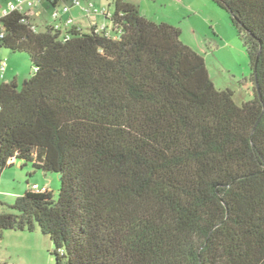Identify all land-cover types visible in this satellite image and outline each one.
I'll return each mask as SVG.
<instances>
[{"label":"trees","instance_id":"trees-1","mask_svg":"<svg viewBox=\"0 0 264 264\" xmlns=\"http://www.w3.org/2000/svg\"><path fill=\"white\" fill-rule=\"evenodd\" d=\"M213 1L249 57L241 103L178 26L130 1L113 0L108 30L65 39L0 20V46L33 68L0 83V173L60 175L56 198L27 183L0 232L37 225L56 264H264V0Z\"/></svg>","mask_w":264,"mask_h":264},{"label":"rangeland","instance_id":"rangeland-1","mask_svg":"<svg viewBox=\"0 0 264 264\" xmlns=\"http://www.w3.org/2000/svg\"><path fill=\"white\" fill-rule=\"evenodd\" d=\"M90 1L99 7L113 10V0ZM186 4L188 10L183 11L184 15L172 19L181 29V40L203 56L216 88L232 89L237 103L249 100L252 97L250 61L243 39L231 23L229 14L213 0H187ZM173 6L177 7L176 4ZM33 11L38 29H43L45 24L54 23L49 2H38ZM159 11L161 15L163 12ZM95 16L100 25L104 21L103 16ZM105 21L109 23L107 19ZM31 171L32 166L24 165L20 160H15L12 166L1 171L0 211L12 212L10 205L28 184H36L38 189L46 187L54 198L57 197L60 186L58 174H30ZM53 248L49 236L43 234L37 225L33 231L8 229L0 232L1 264H56Z\"/></svg>","mask_w":264,"mask_h":264},{"label":"crops","instance_id":"crops-1","mask_svg":"<svg viewBox=\"0 0 264 264\" xmlns=\"http://www.w3.org/2000/svg\"><path fill=\"white\" fill-rule=\"evenodd\" d=\"M10 1L12 0H9V2ZM127 1H130L136 4L139 7L140 12L144 16L154 21H157V22L164 21V22H169L173 25H175V23L173 22L172 19H174L175 16L179 18V16L184 15V12H183L184 10L185 11L188 10L187 4H186L187 0H127ZM9 2L0 0V9L5 7L7 3ZM61 3H62L61 0L57 2V4H61ZM174 4L177 5L176 8H174L173 6ZM159 10L163 12L161 15H159L160 14ZM165 10H167L168 12H165ZM165 14H167L168 16H165ZM66 15L67 14H63L62 16L66 17ZM71 15L74 17L75 22L78 25H80L82 29L87 30L91 26L99 25V22L96 19L95 15L86 17L83 15V13L78 8L72 9ZM32 19L34 20V15L32 16ZM103 19L104 21L100 25H103V24L109 25V23L105 21L104 16H103ZM2 60H5V66H4V69L0 68V83L9 82L14 79L20 85L21 83L25 81V79L29 78L33 73V68H32L30 59L25 53L13 52L7 48L0 46V61ZM32 172L36 173V172H42V171L33 170L30 172V174H32ZM43 174L46 175L48 173H43Z\"/></svg>","mask_w":264,"mask_h":264},{"label":"built area","instance_id":"built-area-1","mask_svg":"<svg viewBox=\"0 0 264 264\" xmlns=\"http://www.w3.org/2000/svg\"><path fill=\"white\" fill-rule=\"evenodd\" d=\"M42 0H12L5 7L0 9V20L9 15L11 12L16 11L21 15L20 22L21 23H29L30 28L33 31H37V24L32 19V16L35 15L33 11V7ZM54 5H51V17L54 20L53 24L47 25L54 31H59L61 36L65 39L69 37V31L75 27L77 30L81 29V26L75 22L74 17L71 15V10L74 8H78L84 16L90 17L96 14L103 15L104 17H109L111 11L107 7H99L95 5L90 0H61V4H57L59 0H51ZM60 6V7H59ZM63 14H67L66 17H63ZM95 27V31H103L108 30L109 25H95L91 26ZM5 35V29L0 21V39ZM5 60L0 61V68L4 69ZM31 188L34 190H39L36 184H32ZM45 188H42L43 190Z\"/></svg>","mask_w":264,"mask_h":264},{"label":"water","instance_id":"water-1","mask_svg":"<svg viewBox=\"0 0 264 264\" xmlns=\"http://www.w3.org/2000/svg\"><path fill=\"white\" fill-rule=\"evenodd\" d=\"M58 177H60V175H58Z\"/></svg>","mask_w":264,"mask_h":264}]
</instances>
